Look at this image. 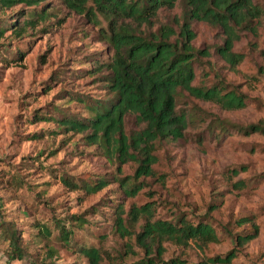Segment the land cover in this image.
Here are the masks:
<instances>
[{
    "label": "rangeland",
    "instance_id": "obj_1",
    "mask_svg": "<svg viewBox=\"0 0 264 264\" xmlns=\"http://www.w3.org/2000/svg\"><path fill=\"white\" fill-rule=\"evenodd\" d=\"M255 3L264 10V0ZM33 8L0 7V29H5L0 39V264H89L83 252L89 247L100 249L102 264H141L144 249L135 235L117 233L116 214L119 205L129 212L132 205L146 202H154V219L176 223L184 216L217 231L219 241L204 249L194 242L189 247L165 243L167 260L200 264L225 255L238 235L253 229L251 222L238 221L251 218L259 225V236L238 246L231 264H264V133L239 130L264 126V12L253 20L254 32L240 30L233 50L245 58L235 70L219 52L226 38L223 28L192 21L193 45L202 51L194 62L193 84L222 85L224 91L244 95L246 105L226 109L180 90L178 110L188 114L184 136L158 139L154 174L137 179V161L120 165L90 142L89 131H69L58 122L87 117L84 99L93 103L111 96L107 64L113 49L103 37L107 21L101 16L100 24L94 23L64 0H42ZM34 10H44L48 17L27 24ZM184 10L181 1L161 9L152 30L163 24L179 30L176 19ZM141 29L149 31L145 25ZM143 126L135 113L126 115L127 135ZM64 178L80 184L105 178L109 185L87 193ZM122 178L143 189L127 195ZM240 180L244 187L235 185ZM144 223L141 218L130 228L139 233ZM61 226L72 232L68 243ZM16 247L22 258L11 259Z\"/></svg>",
    "mask_w": 264,
    "mask_h": 264
},
{
    "label": "trees",
    "instance_id": "obj_2",
    "mask_svg": "<svg viewBox=\"0 0 264 264\" xmlns=\"http://www.w3.org/2000/svg\"><path fill=\"white\" fill-rule=\"evenodd\" d=\"M42 0H0L1 8L27 4L36 9ZM181 1L185 10L181 19H176L179 30L170 24L161 25L153 31L154 19L161 9L174 8ZM66 6L80 14H85L94 23L100 18L107 21L103 37L113 49L110 70L111 96L101 102L84 99L89 115L82 119L65 117L59 124L69 131L83 133L89 131L88 139L102 146L106 153L120 165L137 161L135 178L154 174L153 165L157 163L154 154L158 139H179L188 127V114L178 110L177 96L180 90L208 101H214L226 109H238L246 105L244 95L234 90L224 91L222 85L202 87L194 85L196 71L195 59L202 51L193 45L196 33L192 21H205L223 28L226 38L219 48L224 60L232 70L243 61L244 53L234 51V43L240 38V30L255 31L253 20L259 19L264 10L255 0H64ZM48 13L44 10L29 14L27 24L41 19ZM26 24V25H27ZM145 25L147 30L141 29ZM5 29H0V39ZM205 53V52H204ZM263 71V70H261ZM135 113L144 126L142 130L127 135L124 129L125 117ZM244 133H264V126L251 124L239 127ZM121 171V167H118ZM234 175L238 170H232ZM73 189H85L96 193L109 185L105 178L80 184L73 179L64 178ZM125 193L135 196L143 189V184L129 183L120 179ZM244 187V181L235 184ZM127 213V217L125 214ZM141 218L145 219L142 230L136 233L130 228ZM252 223V231L236 237V246L225 255L207 257L200 264H231L237 257L238 246H243L259 236L260 228L251 218H242L239 224ZM58 225H60L58 223ZM116 231L122 237L136 236L137 243L144 249L145 258L141 264H186L185 259L167 260L165 243L179 247H189L191 242L204 249L210 243L219 241L216 229L207 222L194 223L181 217L176 223L154 219V202L132 205L126 212L123 205L117 207ZM71 230L61 226L63 240L68 243ZM15 233H12V236ZM13 238V237H12ZM14 239V238H13ZM89 264H102L104 258L97 247L83 250ZM22 258L19 248L11 259ZM113 261V257L109 256ZM11 264V263H9Z\"/></svg>",
    "mask_w": 264,
    "mask_h": 264
}]
</instances>
